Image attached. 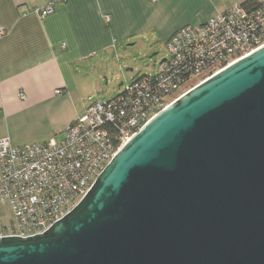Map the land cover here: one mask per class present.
Instances as JSON below:
<instances>
[{
	"label": "water",
	"instance_id": "water-1",
	"mask_svg": "<svg viewBox=\"0 0 264 264\" xmlns=\"http://www.w3.org/2000/svg\"><path fill=\"white\" fill-rule=\"evenodd\" d=\"M0 264H264V46L154 116L42 234L0 237Z\"/></svg>",
	"mask_w": 264,
	"mask_h": 264
},
{
	"label": "built area",
	"instance_id": "built-area-1",
	"mask_svg": "<svg viewBox=\"0 0 264 264\" xmlns=\"http://www.w3.org/2000/svg\"><path fill=\"white\" fill-rule=\"evenodd\" d=\"M55 1L34 12L50 14ZM257 2L245 7L234 1L202 23L174 31L158 72L137 74L116 95L90 101L59 140L14 145L0 138V204L12 212L0 237L42 234L80 203L115 154L154 116L264 46V0ZM4 34L0 28V37Z\"/></svg>",
	"mask_w": 264,
	"mask_h": 264
},
{
	"label": "crops",
	"instance_id": "crops-1",
	"mask_svg": "<svg viewBox=\"0 0 264 264\" xmlns=\"http://www.w3.org/2000/svg\"><path fill=\"white\" fill-rule=\"evenodd\" d=\"M48 1L0 0V138L14 145L59 140L99 94L108 55L148 53L154 39L166 44L246 0H57L50 14L34 12Z\"/></svg>",
	"mask_w": 264,
	"mask_h": 264
},
{
	"label": "rangeland",
	"instance_id": "rangeland-1",
	"mask_svg": "<svg viewBox=\"0 0 264 264\" xmlns=\"http://www.w3.org/2000/svg\"><path fill=\"white\" fill-rule=\"evenodd\" d=\"M123 47H127V44ZM142 49L143 47L138 45L135 49H130V54L117 51L116 55H108L102 63V85L99 87V94H89L91 96L87 101H102L116 95L137 74H155L160 68V61L169 56L166 44L157 39L149 44L148 53ZM11 221V208L8 204H0V226L9 225Z\"/></svg>",
	"mask_w": 264,
	"mask_h": 264
},
{
	"label": "trees",
	"instance_id": "trees-1",
	"mask_svg": "<svg viewBox=\"0 0 264 264\" xmlns=\"http://www.w3.org/2000/svg\"><path fill=\"white\" fill-rule=\"evenodd\" d=\"M258 2L257 0H246L244 2H241L242 5H244L245 7H248L250 5H256Z\"/></svg>",
	"mask_w": 264,
	"mask_h": 264
}]
</instances>
